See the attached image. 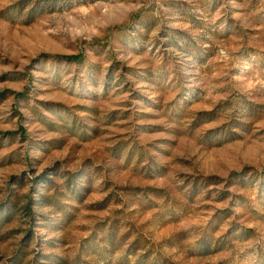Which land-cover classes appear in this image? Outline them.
<instances>
[{
	"label": "rangeland",
	"instance_id": "rangeland-1",
	"mask_svg": "<svg viewBox=\"0 0 264 264\" xmlns=\"http://www.w3.org/2000/svg\"><path fill=\"white\" fill-rule=\"evenodd\" d=\"M0 264H264V0H0Z\"/></svg>",
	"mask_w": 264,
	"mask_h": 264
},
{
	"label": "trees",
	"instance_id": "trees-1",
	"mask_svg": "<svg viewBox=\"0 0 264 264\" xmlns=\"http://www.w3.org/2000/svg\"><path fill=\"white\" fill-rule=\"evenodd\" d=\"M62 59L67 60V61L72 62V63H78V62L82 61V59L78 56L62 57Z\"/></svg>",
	"mask_w": 264,
	"mask_h": 264
}]
</instances>
